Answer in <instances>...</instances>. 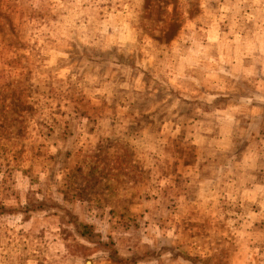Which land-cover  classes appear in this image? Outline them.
<instances>
[{
	"label": "rangeland",
	"instance_id": "374dc122",
	"mask_svg": "<svg viewBox=\"0 0 264 264\" xmlns=\"http://www.w3.org/2000/svg\"><path fill=\"white\" fill-rule=\"evenodd\" d=\"M108 245L264 264V0H0V264Z\"/></svg>",
	"mask_w": 264,
	"mask_h": 264
},
{
	"label": "trees",
	"instance_id": "16d2710c",
	"mask_svg": "<svg viewBox=\"0 0 264 264\" xmlns=\"http://www.w3.org/2000/svg\"><path fill=\"white\" fill-rule=\"evenodd\" d=\"M61 12V10L60 9H57L55 12H54V14H53V17H55V15H57L58 13H60ZM54 32L55 33H59L60 31H59V28L58 27H55V29H54ZM52 33H53V31H52ZM131 67V66H130ZM87 81H90V78H88L87 79ZM86 119V116H84L83 117V119ZM90 121H91V118H90ZM78 204L79 203H75L73 206H76V207H78ZM31 205H33L35 208H41V206H51V208H53V207H58V208H56L55 210H57L58 212H64L65 214H63V216L61 217V222H62V229H63V231H65L66 229H65V224H66V222H68V223H72V224H74V225H77V223H79V221H80V215H76V214H74V212H73V210L72 209H70L69 207H67L66 205H64V206H62L60 203H56V202H53V203H51L50 201H49V203L47 204V205H45V204H43L42 202L39 204V205H36L33 201H32V199H31ZM72 206V208L75 210V207H73ZM59 207H61L60 209H59ZM33 209V208H32ZM34 210V209H33ZM36 210H38V209H36ZM76 213V212H75ZM58 216V214L57 215H55V217H57ZM53 218L52 216H49V215H47V218ZM60 228V227H59ZM63 233H65V232H63ZM28 242V241H27ZM40 243L42 244V245H45V246H49V245H51L52 243H50L49 244V242H47L46 241V238H43V239H40ZM109 246V253H110V255H109V260L110 261H112L113 263H115V264H135V263H137V254L132 258V260L131 261H128V259L125 257L124 258V256L122 257V255L119 253L118 254V250H117V248H115L113 245H108ZM23 247H25V249H26V251H28V247H26V243H24V245H23ZM108 248V247H107ZM40 249H41V247L38 249V248H36V250L37 251H39L41 254H43V252L42 251H40ZM174 253L177 255V256H180L181 254H179L178 252H176V251H174ZM52 255H55V254H53V253H51V254H49L48 256H52Z\"/></svg>",
	"mask_w": 264,
	"mask_h": 264
}]
</instances>
